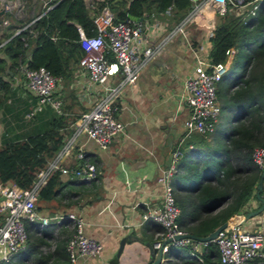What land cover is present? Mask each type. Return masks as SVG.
Instances as JSON below:
<instances>
[{"label": "crops", "instance_id": "0c3cea01", "mask_svg": "<svg viewBox=\"0 0 264 264\" xmlns=\"http://www.w3.org/2000/svg\"><path fill=\"white\" fill-rule=\"evenodd\" d=\"M85 2L92 6L91 0ZM262 11L264 1H261L255 14L249 15L248 20ZM216 14L211 7H204L187 25L185 36L176 35L160 53L149 59L136 80L122 89L117 97L120 107L115 114L124 122L123 133L114 136L105 148L98 147L84 134L79 137L86 154L96 165L95 175L86 180L71 177L88 183L80 193L58 194L48 201L36 200L38 213L46 215L48 221L43 224L39 218L26 220L24 246L4 264H148V244L162 230L157 221L142 219L141 212L159 202L161 189L156 175L162 167L170 164L172 150L185 142L193 148H205L212 152L227 145L236 146L237 139H245L254 146L255 138L259 137L256 145L264 141L261 119L264 86H260L264 57L255 58L253 49L239 46H231L224 58L226 69L216 85L220 110L214 129L207 132L208 135L206 133L204 140L194 138L196 131L184 132L182 120L189 107L181 100V95L184 79L193 69L192 49L208 55L211 42L207 32L209 27L214 26ZM145 23L141 31L143 44L155 41L170 27L165 19L159 17ZM244 52L253 56L250 59L236 57ZM63 82L59 83L56 94L63 100L66 119H70L66 124L68 135L73 128V120L90 105L89 99L82 93V88L89 82L78 64L74 65L67 82ZM24 84L23 75L11 78L13 92L6 98V107H0V142L3 132L13 136L31 130L33 122L27 119L31 115L25 117L24 114L32 107L26 110L35 95ZM242 126L256 137L246 136L245 132H249L246 128L242 132L233 131ZM231 159L237 161L232 154ZM76 161L74 154L70 153L63 162L71 165ZM67 174L62 176L66 178ZM91 180L94 182L92 185ZM260 190L259 196L264 197V177ZM186 203L184 201V205ZM260 203L254 186L252 195L246 201V209ZM185 207L189 209L188 204ZM67 211L79 214L83 219V231L101 242L98 254L78 255L74 261L67 258L65 243L73 231L71 219L65 216ZM239 223L248 229L261 227L264 232V207ZM185 224L193 225L195 222L187 219ZM124 235L126 238L118 252L119 240ZM173 252L168 253L169 258L161 263L199 264L187 256L184 247L177 246Z\"/></svg>", "mask_w": 264, "mask_h": 264}, {"label": "built area", "instance_id": "2783aa9c", "mask_svg": "<svg viewBox=\"0 0 264 264\" xmlns=\"http://www.w3.org/2000/svg\"><path fill=\"white\" fill-rule=\"evenodd\" d=\"M48 1L39 0L41 5L47 4ZM261 1L264 0H193L191 7L178 22L148 44H143L141 40V31L146 25L142 18L135 20L128 16L124 20H114L113 12L107 4H103L92 16L94 33L86 34L77 26L78 41L83 50L77 64L88 78L89 85L86 84L82 88V93L89 99L90 105L73 120L71 132L66 135L61 146L46 164L36 170L30 185L20 186L0 180V260L8 261L24 246L27 238L26 220L39 218L43 224L47 223L48 217L38 213L35 201L39 189L51 172L59 170L62 174L71 173L85 180L95 175L96 165L86 154L79 137L84 134L98 147L105 148L114 136L124 132V122L115 114L120 107L117 97L125 86L136 80L149 59L160 53L176 35L185 36L187 25L204 7L209 6L220 14L232 7L245 18L256 13ZM50 5H46V8ZM0 9L14 13L20 7L15 3L13 5L12 0H0ZM41 12L43 10L17 27L14 32L28 27ZM6 21L7 18L4 17L2 24ZM212 29V26L209 27L208 36L211 35ZM230 49L232 48H227L226 55ZM192 52L193 69L184 79L181 95V100L187 104L189 111L182 124L185 133H207L214 129L220 110L216 85L226 69V62L224 59L211 61L207 53L195 48ZM20 69L27 88L36 97V102L26 115L41 109L45 103L60 111L62 100L53 92L56 91L61 76L51 73L42 64L28 66L21 63ZM70 153L74 154L77 161L67 165L63 161ZM178 155L179 149H173L170 164L162 167L156 175L161 189L159 202L147 206L141 212L142 219H152L162 226V231L153 243L154 247L161 245L164 253L157 264H162L161 261L164 263L169 258L166 252L170 244L184 247L188 257L195 259L199 264H210L203 260V253L209 241L217 245L219 264H264V232L261 227L248 229L239 222H229L211 239L173 237L186 232L176 219L178 206L170 181ZM251 156L260 169L264 168V143L254 146ZM65 216L71 219L73 226V231L65 243L69 260L74 261L78 255L98 254L102 244L83 231L82 217L73 211H67ZM167 237L170 239L161 244L162 239Z\"/></svg>", "mask_w": 264, "mask_h": 264}, {"label": "trees", "instance_id": "16d2710c", "mask_svg": "<svg viewBox=\"0 0 264 264\" xmlns=\"http://www.w3.org/2000/svg\"><path fill=\"white\" fill-rule=\"evenodd\" d=\"M192 2L193 0H91L92 6H89L85 0H49L45 5L39 3L38 7L33 0H25V7L23 8L24 3L19 6L21 12L24 9L22 15L0 11V107H6V98L13 92L10 87L11 78L23 75L21 63L28 66L42 64L51 73L61 76L60 85L63 81L65 84L83 51L78 41L77 26L86 34L94 33L92 16L103 4H107L112 10L114 20H124L128 15H135L140 16L144 22H151L159 17L165 19L171 27L186 14ZM48 4L51 5L46 8ZM42 10L28 27L14 32ZM4 17L7 21L2 24ZM249 17L244 18L242 13L235 12L232 7L224 13L216 14L209 36L211 45L208 56L211 61L223 60L227 48L231 46L253 49L254 57L264 56V11L250 20ZM241 56L247 59L252 57L245 52L236 57ZM261 74L260 86L263 87L264 68ZM35 102L34 96L33 103L26 110ZM24 115L27 117L26 112ZM74 117L76 115L71 120ZM27 119L33 122L30 132H21L22 135L15 133L13 136L3 132L0 142V180L20 186L30 185L36 170L44 166L58 150L66 137V124L70 120L66 119L63 100L60 111L45 103ZM261 119L264 129V108ZM244 128L249 131L245 132L246 136L256 137L247 127H238L233 131L242 132ZM205 136L206 133L199 132L194 138L204 140ZM258 139L259 137L255 138V146ZM263 143L264 141L257 145ZM253 147V143L245 139H237L236 146L227 145L212 152L205 148H193L188 142L178 145L180 154L175 161V171L170 181L178 206L176 219L186 231L204 235L233 213L248 210L246 201L252 195L261 171L252 160ZM231 154L237 161H232ZM67 175L64 178L59 170L51 172L39 189L36 200L48 201L55 199L58 194L74 195L86 189L87 182L72 179L74 175L71 173ZM90 183L94 184L92 180ZM184 201L188 202L186 204L189 209L185 207ZM187 219L193 220L195 224L186 225ZM177 246L170 244L166 255L174 253ZM203 259L210 264H219L215 242H208ZM4 263L5 261L0 260V264Z\"/></svg>", "mask_w": 264, "mask_h": 264}, {"label": "water", "instance_id": "95a60500", "mask_svg": "<svg viewBox=\"0 0 264 264\" xmlns=\"http://www.w3.org/2000/svg\"><path fill=\"white\" fill-rule=\"evenodd\" d=\"M1 10V9H0ZM130 18L135 19V20H139L141 17L140 16H135V15H128ZM264 177V168L261 169L260 171V175L256 181L255 184V194L260 198L261 203L251 209H248L246 211L243 212H235L233 213L230 217H228L226 220L222 221L221 223H219L217 226H215L213 229H211L210 231H208L206 234L204 235H196L192 232L186 231L185 233H183V235H179L176 234L173 237L177 238L179 236H189L191 238H195V239H211L215 236V234L217 233V231L223 227L224 225L228 224L229 222H240L241 219L249 217L251 215H254L256 213H258L259 211H261V209L264 207V197L259 196V190L262 189V180ZM126 236H122L119 240V245H118V252L122 247V244L125 240ZM170 239V237H167L165 239H162L161 244L168 241ZM153 243H149L148 244V248H149V255H150V259L148 264H157L160 261V258L162 256V250H161V245L158 247H154Z\"/></svg>", "mask_w": 264, "mask_h": 264}, {"label": "rangeland", "instance_id": "374dc122", "mask_svg": "<svg viewBox=\"0 0 264 264\" xmlns=\"http://www.w3.org/2000/svg\"><path fill=\"white\" fill-rule=\"evenodd\" d=\"M13 1V5H14V3L19 7L22 3H24V6H23V8L25 7V0H12ZM30 1H32V0H29V2ZM33 2L34 3H37V5H38V7H39V0H33ZM24 10V9H23ZM23 10H22V12H21V10H17V11H15L14 13H15V15H22V13H23ZM26 10V9H25ZM27 11H29V10H27ZM256 54V53H255ZM264 57V56H263ZM255 58H258V59H261L262 58V55H256V57ZM196 133H198V132H196ZM196 135V134H195ZM207 135H208V133H207Z\"/></svg>", "mask_w": 264, "mask_h": 264}]
</instances>
